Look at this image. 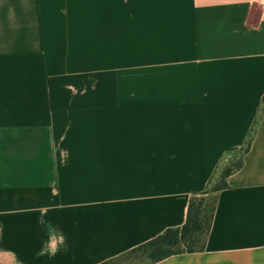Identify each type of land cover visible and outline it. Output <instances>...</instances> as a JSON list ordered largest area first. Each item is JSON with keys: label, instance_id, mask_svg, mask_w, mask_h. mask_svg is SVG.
Listing matches in <instances>:
<instances>
[{"label": "crops", "instance_id": "obj_1", "mask_svg": "<svg viewBox=\"0 0 264 264\" xmlns=\"http://www.w3.org/2000/svg\"><path fill=\"white\" fill-rule=\"evenodd\" d=\"M16 7L0 24V264H100L182 226L257 118L205 250L158 264H264V0Z\"/></svg>", "mask_w": 264, "mask_h": 264}, {"label": "trees", "instance_id": "obj_2", "mask_svg": "<svg viewBox=\"0 0 264 264\" xmlns=\"http://www.w3.org/2000/svg\"><path fill=\"white\" fill-rule=\"evenodd\" d=\"M263 108L264 100L261 110ZM257 123L258 118L243 146L223 157L205 189L190 199L182 226L169 227L154 238L100 264H158L172 255L204 251L215 216L218 193L230 187L229 177L244 166Z\"/></svg>", "mask_w": 264, "mask_h": 264}, {"label": "rangeland", "instance_id": "obj_3", "mask_svg": "<svg viewBox=\"0 0 264 264\" xmlns=\"http://www.w3.org/2000/svg\"><path fill=\"white\" fill-rule=\"evenodd\" d=\"M31 1L33 0H0V24H3V18L1 17L2 13H6V11L9 12V10H11L10 12L15 13L16 15H14V17H16L19 12V8L16 6H25V4L31 3ZM12 6L13 8H9Z\"/></svg>", "mask_w": 264, "mask_h": 264}, {"label": "built area", "instance_id": "obj_4", "mask_svg": "<svg viewBox=\"0 0 264 264\" xmlns=\"http://www.w3.org/2000/svg\"><path fill=\"white\" fill-rule=\"evenodd\" d=\"M263 17H264V10H263Z\"/></svg>", "mask_w": 264, "mask_h": 264}]
</instances>
